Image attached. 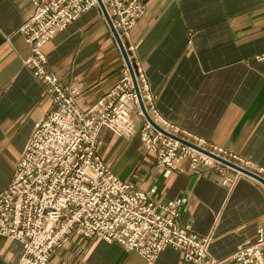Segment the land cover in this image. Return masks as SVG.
<instances>
[{"label":"crops","instance_id":"0c3cea01","mask_svg":"<svg viewBox=\"0 0 264 264\" xmlns=\"http://www.w3.org/2000/svg\"><path fill=\"white\" fill-rule=\"evenodd\" d=\"M147 12L131 37L135 58L156 95L159 113L182 131L207 139L264 168V0H145ZM26 0H0V192L15 174L34 125L52 109L45 87L25 67L31 46L20 32L31 16ZM49 69L78 89L88 109L122 77L126 60L99 8L84 13L45 46ZM137 134L100 131L99 155L123 181L156 202L182 199L179 224L211 238L224 260L257 238L264 220V185L240 176L224 185L206 173L167 172ZM227 175L234 177L233 171ZM23 243L0 235V264H17ZM49 264H196L166 246L154 262L116 242L73 234ZM223 264H229L224 262Z\"/></svg>","mask_w":264,"mask_h":264},{"label":"built area","instance_id":"2783aa9c","mask_svg":"<svg viewBox=\"0 0 264 264\" xmlns=\"http://www.w3.org/2000/svg\"><path fill=\"white\" fill-rule=\"evenodd\" d=\"M26 1L32 14L20 32L30 44L31 54L24 65L44 85L53 109L35 123L10 185L0 192V235L23 243L17 264H49L53 252L73 234L116 242L151 263L170 246L180 252L185 262L264 264V220L253 243L224 260L212 257L210 237L180 226L182 199L158 203L152 198L153 190L136 188L121 180L97 152L99 135L105 126L124 137L136 135L135 110L144 119L139 135L145 148L157 153L160 166L167 172H184L187 162L189 170L215 176L227 185L234 184L240 176H249L241 169L264 178V168L203 137L182 131L164 118L131 42L125 47L136 83L126 63L119 82L91 107L82 108L77 101L78 89L65 86L49 69L43 48L84 13L93 8L103 13L100 0ZM102 1L125 43L145 16L147 3ZM257 58L263 60L264 55ZM228 171H233L234 177L228 176Z\"/></svg>","mask_w":264,"mask_h":264},{"label":"water","instance_id":"95a60500","mask_svg":"<svg viewBox=\"0 0 264 264\" xmlns=\"http://www.w3.org/2000/svg\"><path fill=\"white\" fill-rule=\"evenodd\" d=\"M100 7H101V9H102V11H103V14H104V16H105V18H106V20H107V22H108V24H109V26H110L112 32H113V34H114V36H115V38H116V40H117V42H118V45H119L120 50H121V52H122V54H123V56H124V58H125V60H126V63H127V65L130 67V69H131V72H132V74H133L134 81H135V83H136L135 76H134V73H133V70H132V65H131V62H130V59H129V53H128V51L126 50L125 44H124L122 38L120 37V35H119L117 29L115 28V26H114V24H113V22H112V19H111L109 13H108V10H107V8H106V6L104 5V3H103L102 0H100ZM155 127L158 128V129H160V130H162V129H161L160 127H158L157 125H155ZM184 142H185V141H184ZM185 143H187V142H185ZM188 144H189V143H188ZM193 146H194V145H193ZM195 147H196V146H195ZM196 148H197V147H196ZM216 158L219 159V160H221V161H223L224 163H227L228 165H231L232 167L238 168V167L235 166L234 164L229 163V162H227V161H225V160H223V159H221V158H219V157H216ZM241 170H242L244 173L248 174L249 176L255 178L256 180H258L259 182H261V183L264 185V178H262V177H260V176H258V175H256V174H254V173H252V172H250V171H247V170H244V169H241Z\"/></svg>","mask_w":264,"mask_h":264},{"label":"rangeland","instance_id":"374dc122","mask_svg":"<svg viewBox=\"0 0 264 264\" xmlns=\"http://www.w3.org/2000/svg\"><path fill=\"white\" fill-rule=\"evenodd\" d=\"M125 44V43H124Z\"/></svg>","mask_w":264,"mask_h":264}]
</instances>
